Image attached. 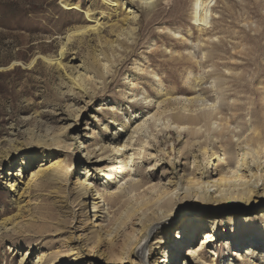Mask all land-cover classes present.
I'll list each match as a JSON object with an SVG mask.
<instances>
[{
	"label": "rangeland",
	"instance_id": "rangeland-1",
	"mask_svg": "<svg viewBox=\"0 0 264 264\" xmlns=\"http://www.w3.org/2000/svg\"><path fill=\"white\" fill-rule=\"evenodd\" d=\"M194 2L195 0H150L141 5L131 0H0V226L4 223L3 219H7V222L10 221L11 224L25 219L28 211L35 210L37 215L34 222L30 220L32 226L28 224V226L22 225L23 228L18 226L17 229L20 231H14V234L8 231L0 235V264H33L41 249L45 251V248L40 247L39 244H34L36 236L40 234L36 225L41 221L44 213L51 208V200L55 196L59 199L58 204H65L69 213L74 212L76 218L79 216V207L74 203L73 197L75 192L73 182L81 172L82 166L79 163V159L82 160V158L76 135L81 136L85 132L89 134L92 131L95 134V141L101 145L108 141L112 133L119 132L120 124L127 123L133 126L142 115L156 109L155 103L145 107L141 103L128 102L125 89H127V81L132 79L131 75L137 78L138 94L143 88L150 97L155 98L159 91L153 78L139 74L135 69L136 65L147 66L153 72L155 71L161 78L166 92L178 99L199 96L213 100L216 90L223 91V94L226 93L225 96H234L236 91H241L242 97L246 95L245 97L253 99L252 113L254 112L257 120L260 119L258 101L260 93L256 88L261 85L260 80L264 82V0H216L213 8L217 9V15L213 16L214 23H210V28L217 36L219 35V43L217 39L210 42L213 44L206 47L207 57L203 60L199 58L201 55L199 56L196 50V59L203 61L201 68L185 58L184 50L188 49L190 44L179 36L174 37L169 33V30L179 31L178 33L186 39L196 38V28L190 14ZM129 5L133 7L134 15H136V29L132 43L126 38L129 30H121L123 23L118 22L117 28H111V21H121L122 7ZM209 21L211 22V19ZM94 28H102L101 33L98 35ZM120 33L122 36H118ZM116 36L120 39L118 44L120 48L112 56L110 46L116 44L114 43ZM127 46L128 49H126ZM160 46L178 51L177 53H182L184 58L170 57L168 53H163V48ZM103 55L108 59L109 64H116L115 72L111 78L105 80L102 86H95L97 87L95 94L88 101V94L84 97L78 95L71 86V81L77 75L86 74V76H94L98 84L102 78L97 59ZM225 69H229L230 74H226ZM190 72L191 75H189ZM232 72L240 74L235 76ZM215 77L218 79L216 80ZM194 79H197L196 84ZM211 79L215 80L212 82ZM69 91H74V94L71 95ZM71 102L75 106L69 107ZM104 103L114 104L118 108L116 124L110 122L106 111L103 113L97 111L98 105ZM164 104L161 105L162 109L178 106L177 103L169 106ZM222 107L226 109L225 106ZM85 123H87L86 126ZM104 125L108 126L107 132L103 129ZM119 137L121 141L124 133ZM185 137L186 135L183 134L178 139L174 130L158 133V140L150 144L151 148L148 150L150 156L143 159L137 169L138 173L142 176L145 174L144 177L151 174L153 180H156L158 171L155 169L147 171V167L151 166L155 159L159 160V169H167L172 174L178 175L183 168L182 159L187 153L183 149ZM171 140L174 143L172 149ZM84 141H86L85 138ZM194 151L203 163L197 150L194 149ZM168 153L172 158L171 166L166 161ZM152 154H156L157 158L152 159ZM40 167L44 170L42 176L43 182L46 183L44 189L32 190L29 198H24V201L29 202L27 201L26 205L22 202L18 205L17 202L23 200V198L18 200L20 196L17 195V188L21 184L22 177L26 176L30 170ZM204 169V172H210L206 166ZM53 171L57 175L67 171L64 193L54 190L57 184L62 182L54 184L49 181ZM98 183L100 182L95 179L94 184L98 185ZM122 204L123 207L119 205L121 209L118 208L119 206H112L104 212L95 210L96 214L102 212L104 216L96 223L92 222L91 216L94 213L89 206H86L87 210L82 215V219H87L83 232L84 238L90 240L92 237H97L99 240V252L93 253V257L90 258L92 264H175L181 260L184 247L179 249L177 244L170 242L174 226L183 223L184 227L186 226L181 218L184 213H181L179 217H172L173 215L170 214L159 216L156 221L147 225V218L142 219L141 222L137 215L131 214L129 221L124 222L126 219L124 215H130L134 209L129 200H125ZM257 204H254V207L245 206L238 212L240 214L234 229L228 226L224 230V224L220 225V229L223 230L220 234L218 233V243L214 247L216 252L214 264H264V235L258 236L261 244L256 251L259 252L253 255L251 260L237 261L233 255L246 245L247 237L253 235L254 228L244 224L243 220L251 217L249 214L254 213ZM213 208H217L218 213L227 209L231 211L238 209L230 205H216ZM58 216L63 219L65 215ZM58 216L54 217L53 214L47 221H57ZM167 218L172 219L169 225L161 226ZM126 222L128 223L124 224ZM89 227L93 229L89 230ZM150 227H153L152 232L148 231ZM30 229L35 230L32 232ZM134 231H139L136 237H134L136 235ZM113 239L116 241L114 240L115 243L112 246L109 242ZM133 241H135L136 245L133 244L135 247L143 241L147 244L145 263L136 254V250L129 259L119 262V259H122L119 253L124 254L127 245ZM195 241L196 238L193 242ZM209 252L204 250L208 260H210ZM110 254L113 255L110 256ZM24 255L26 257L21 261ZM52 262L49 261V264ZM186 264L195 263L188 260Z\"/></svg>",
	"mask_w": 264,
	"mask_h": 264
},
{
	"label": "bare ground",
	"instance_id": "bare-ground-1",
	"mask_svg": "<svg viewBox=\"0 0 264 264\" xmlns=\"http://www.w3.org/2000/svg\"><path fill=\"white\" fill-rule=\"evenodd\" d=\"M135 1L142 5L148 3L150 0H131V2ZM215 4L216 0H195L194 4L192 5L190 11L191 20L195 24L197 34L194 40L184 38L180 33H178L179 31L177 32L169 30L171 35L174 37L179 36L181 39L186 40L190 44L189 48L184 50L185 58L187 61H193L192 63H194L198 68H201L203 61L196 59V50L199 52V56L201 55V57H199L201 60L206 59V47L210 44H213L210 43L212 40H219V35L217 36L216 33L212 32V29L210 28V23H214V17L217 15V9L214 10L213 8ZM132 8L133 7L130 5L124 8L122 7L123 11L121 12V21H111V28H117V25L119 24L118 22L123 23L121 25L123 26L121 30H129L126 38L128 41H130V43L133 42L132 37L136 29V15H134ZM210 19L211 22L209 21ZM93 30H96L95 32H97L99 35L102 28H94ZM118 36H122V34L120 33ZM118 36H116L114 41L116 44L110 46L112 56L113 53L120 48L118 45L120 43ZM160 47L163 48V53H168L170 57H183V54L177 53V50V52H175L174 50L172 51L171 49H166L162 46ZM128 48L129 47L127 46L126 49ZM210 50L211 48L209 51ZM97 62L100 65V74L102 78L98 84L95 82L96 79L94 76H86V74H84V76L77 75L71 81V86L77 91L78 95L84 97L86 94H88V101L91 100L95 94L97 88L95 86H102L105 80L107 78H111V75L115 72L114 67L116 64H109L108 59L105 58L104 55L100 59H97ZM135 69L139 74L142 73L153 78L157 88H159V91L155 98L150 97L143 88L138 94L137 78H133V75H131L130 77L132 79L127 81V89H125L127 91V93L125 91V95L128 99V102L131 104L141 103L145 107L155 103L156 109H154L153 112H148L145 115H142L133 126H129L127 123L120 124L118 128L120 129V133L118 131L112 133L110 138H107L108 141L106 143H102L101 145L95 141V134L92 131L89 134L85 132L84 135H76L79 141L78 144L80 145V157L82 158V160L79 159V163L82 164V166L80 169L81 172L79 173L77 179L73 182L75 188L73 195L75 201H73L76 203V206L79 207V216L76 218V216L73 214L74 212L69 213V210L67 211L68 207L65 204H58L57 202L59 199H57L56 196L52 198L51 208L46 213H44L43 217L40 219L41 221L39 223L37 222L36 225L40 231V234H36L37 236L34 244H39L40 247L45 248V251L41 249V251L37 254L33 264H49V261H53L52 264H92L90 258L93 257V253L99 252V240L97 237L93 238L92 236V239L90 240L84 238L85 234H83V232L85 231L84 228L86 227L85 224L87 219H82V215L87 210L86 206H89L92 213H94L93 215L91 214V217L92 222L96 223L98 219H102L103 213L100 212L101 214H96V212H94L95 210L104 212V210H108V208L112 206L118 207L121 205L123 207L122 203L125 200H129L130 205L133 204L132 208L134 210L133 212L129 210L131 211L130 215H124L126 216L124 222L126 220L129 221L131 214L137 215L138 220L140 221L144 218H147V225L150 222L152 223V221H156L159 216L170 214L171 216L173 215L172 217H179L181 213H184L181 218L186 223V226L184 227V223L179 224L174 226L171 231L173 235L171 236L172 241L170 243L175 245L177 244L179 249L182 248V246L184 247L182 253L183 257L175 264H186L188 260H191V263L194 262L195 264H214L213 262L216 258L214 247L217 246L218 243V233L220 234L223 230L220 229V225L224 224V230H226V227L228 226L231 229H234L237 223L236 221L238 219V215L240 214L238 212L242 211V208L245 206L254 207V204L258 203L254 213L249 214L251 217L249 219L243 220L244 224L254 228L252 230L253 235L247 237V239L245 238L246 245L233 254L237 261L247 262V260H251L253 255L259 252L256 251L259 249L261 244L258 236L264 235V82L260 80V88L259 86L256 88L260 93L258 101L260 103L259 110L261 114L260 119L257 120L254 112L252 113L251 110V106L254 103L253 99L245 97L246 95L242 97L243 95L241 91H236L234 96H225L226 93L223 94V91L216 90L217 92H214L216 94L213 100H209L205 97L201 98L199 96L178 99L176 97H172L173 94L169 95L166 92V90L163 88V82L161 78L155 73V71L153 72V70H151L149 67H144L143 65H136ZM225 71L226 74L231 72L229 69H225ZM232 73L233 75L238 74V72L235 74L234 72ZM189 75H191V72ZM217 79L218 78H216V80ZM194 80V83L196 84L197 79ZM213 80L215 79H211L212 82ZM89 85L90 87H88ZM93 87L95 88L91 89ZM73 92L74 91H69L71 95L74 94ZM71 98L66 99L71 100ZM176 103L178 104V106L176 105L177 107L174 105L175 107L171 106L172 108L166 107L162 109L161 106L162 104H167L169 106ZM73 106L75 105L71 102L69 107ZM222 106H225L226 109H224ZM117 109L118 108L114 106V104L107 105L106 103L98 105L97 107V111L102 113L106 111L105 113L109 115V119L112 124H116L118 121V116L116 114ZM86 125L87 123H85V126ZM103 129L105 132L109 130L108 126L106 125H104ZM170 130H174L176 132L178 139L183 134L186 135L183 149L186 150L187 153L186 156L184 155L185 158L182 159L184 163L180 161L183 164V168L181 169L180 173L178 175H174L167 169H159V160L154 159L152 165L147 167V171H152L153 169L157 170V179L153 180L151 174H149L147 177H144L145 174L142 176L138 173L137 169L140 167L143 159L147 156H150V153L148 152V150L151 148L150 144L157 142L159 138H157L158 133L169 132ZM59 132L61 131L59 130ZM122 133H124V137L120 141L119 135ZM30 138L29 141L31 142ZM84 138L86 141H84ZM41 141L39 142L41 143ZM173 146L174 143L171 140V149L174 148ZM163 149H161V151ZM194 149H196L199 155L202 157L203 163L198 159V155ZM163 151L165 152L166 150L164 149ZM155 155L152 154V159L153 157H156ZM166 157L167 164L171 166L172 158L170 157L169 153ZM205 166L210 169V172L207 173L203 171ZM42 169L40 167L36 168V170H30L26 176L22 177L21 184L19 188H17V195L20 196L18 200H20V198H23V200L18 201V205H20L21 202L22 204L24 203L26 205L28 200L24 201V198L28 199L32 190L42 191L44 189L46 183H44L42 180V176L44 174V170ZM66 172H61L63 175L60 173L58 176L53 171V176L49 181L54 184L62 182L57 184V187L54 189L57 192L60 191L64 193L66 191ZM94 172L95 174L93 175ZM93 179H96V181L98 180L100 183H98V185L94 184ZM12 187L14 188V184ZM43 192H45V190ZM70 197L72 198V196ZM216 205H230L232 207H238V209L235 208V210L233 209L232 211L227 209L223 210L221 213H218L219 210H217V208H213ZM19 207L20 206H18V208ZM118 208L121 209L120 206ZM28 212L29 213L25 219L16 221L15 223L12 222L13 224H11L10 221L7 222V219H3L4 223L2 226H0V235L2 233L5 234L8 231L13 233L14 231L19 230L17 229L18 226H21V228H23L22 225L32 226L31 221L34 222L37 215H35V210ZM37 213L39 214V212ZM53 214L54 217L58 216L59 214H64L65 216L63 219L58 216L59 220L57 221H47L48 219L52 218ZM171 220L167 218L161 224V226H168ZM127 223L128 222L124 224ZM91 229L93 228L89 227V230ZM30 230L33 232L35 229ZM152 230L153 227L148 229L149 232H152ZM135 234L136 235L134 237L139 234V231ZM51 237H53V239ZM195 238L196 241L193 242ZM114 240L116 241V239H113L109 242L110 245L113 246L115 243ZM118 242L119 241H117V243ZM134 242L135 241L131 243L129 242L130 244L127 245L124 254H121L122 256L119 253V256L122 258L119 259V262H122L124 259H129L130 255L134 253V250H136V254L142 259V262L145 263L147 244L145 241H143L135 247L133 246V244H135ZM111 250L112 249H110V251ZM204 250L210 251V260L205 257ZM25 255L21 258V261L25 259ZM112 255L110 254V256ZM118 258L119 257L117 256V259Z\"/></svg>",
	"mask_w": 264,
	"mask_h": 264
}]
</instances>
